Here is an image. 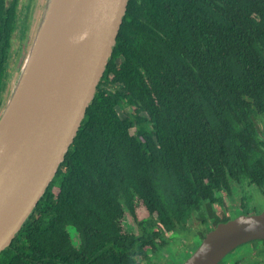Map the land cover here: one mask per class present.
<instances>
[{
	"label": "trees",
	"instance_id": "obj_1",
	"mask_svg": "<svg viewBox=\"0 0 264 264\" xmlns=\"http://www.w3.org/2000/svg\"><path fill=\"white\" fill-rule=\"evenodd\" d=\"M20 2L0 0V116L23 65ZM250 184L264 187V0H130L78 136L0 264H159L173 235L232 219L216 207Z\"/></svg>",
	"mask_w": 264,
	"mask_h": 264
},
{
	"label": "water",
	"instance_id": "obj_2",
	"mask_svg": "<svg viewBox=\"0 0 264 264\" xmlns=\"http://www.w3.org/2000/svg\"><path fill=\"white\" fill-rule=\"evenodd\" d=\"M130 0H49L0 116V256L74 144L113 56ZM264 240V212L217 225L183 264H221Z\"/></svg>",
	"mask_w": 264,
	"mask_h": 264
},
{
	"label": "rangeland",
	"instance_id": "obj_3",
	"mask_svg": "<svg viewBox=\"0 0 264 264\" xmlns=\"http://www.w3.org/2000/svg\"><path fill=\"white\" fill-rule=\"evenodd\" d=\"M48 1L49 0H21L20 5H19V13H20L19 18H20L21 27L27 30V34H26V38L22 40L20 33H18L17 38L14 41V45L12 49V55H13L12 61H11L12 65L17 60L18 56L22 53V51H20L22 48H23V55L21 57V60H20V57L18 58V60L20 62L19 65L24 63L27 57L29 48L33 42L36 31L43 18ZM18 75H19V72L15 74L14 82L10 86L11 91L14 89ZM8 99L5 101L4 107ZM131 112H133V109L131 107H126L124 111L121 112V116L125 117L127 116L126 114H130ZM247 200L250 206V210H252V212L248 211V214H254L255 212L261 213L264 211V198H263V195L257 190L252 189V191H250L247 196ZM230 205H231L230 201L226 202V206H230ZM217 208L220 210V212L226 210V207L223 208V207L217 206ZM232 211L233 212H231L230 218H234L239 215H246L245 213L246 211H242V208H239V209L236 208L235 210H232ZM137 216L139 220L145 219L148 217V212L142 204H138L137 206ZM122 225H123L124 230L128 233L138 234L139 232L136 220L134 219V217L131 215L130 211L128 210H125V216L122 220ZM70 231L72 234L73 241L77 244L78 240H77L76 231L74 229H70ZM191 237L192 235H188V238H186L182 234L173 235L170 239L171 240L170 245L166 247L165 249L159 251L157 254H154V255L151 254L150 255L151 259L149 262H153V261L156 262L157 261L156 259L159 258L161 260V263L159 264H173V263L183 264L193 254L195 250V247L190 248L187 246V244L189 243L188 240ZM192 241L197 245H200L202 243L201 239L195 238V237H192ZM228 257L229 256H227V258ZM227 258L224 261L228 260ZM143 264H147V262H144Z\"/></svg>",
	"mask_w": 264,
	"mask_h": 264
},
{
	"label": "flooded vegetation",
	"instance_id": "obj_4",
	"mask_svg": "<svg viewBox=\"0 0 264 264\" xmlns=\"http://www.w3.org/2000/svg\"><path fill=\"white\" fill-rule=\"evenodd\" d=\"M252 189H255L258 192H260L264 198V187L259 188L256 185H251V184L245 186L235 185L232 195L223 194L224 206L221 207L223 208L226 207V210L222 211L221 209L222 212H220V210L216 207L215 212L225 214L227 217H230V214L231 212H233L232 210L235 207L237 209L242 208V211L252 212V210H250V206L247 200V196L249 192L252 191ZM228 201L231 202L230 206H226V202ZM254 214H259V213L255 212ZM215 223L216 220H211L210 223L207 225L206 228L211 229L209 230V232L217 227V226L214 227ZM195 238L201 239L198 236ZM227 259L228 260L224 261L222 264H264V240H256L242 245L234 252H232Z\"/></svg>",
	"mask_w": 264,
	"mask_h": 264
}]
</instances>
